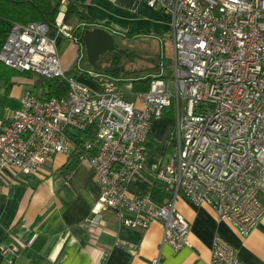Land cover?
Segmentation results:
<instances>
[{
  "label": "built area",
  "instance_id": "1",
  "mask_svg": "<svg viewBox=\"0 0 264 264\" xmlns=\"http://www.w3.org/2000/svg\"><path fill=\"white\" fill-rule=\"evenodd\" d=\"M60 0L53 30L77 41L64 22L70 2ZM172 18L171 72L128 99L112 79L87 85L63 70L56 41L43 22L14 23L0 61L18 72L61 78V97L43 100L25 91L20 107L0 127V172L38 174L52 156L70 154L80 139L79 162L94 171L98 201L88 220L99 227L101 210L121 225L162 226V242L189 246V222L176 201L208 205L241 236L264 216V0H137ZM171 108L174 153L154 178L167 198L132 197L131 175L144 167L153 120ZM11 264L14 246H0ZM209 264H244L215 236Z\"/></svg>",
  "mask_w": 264,
  "mask_h": 264
},
{
  "label": "crops",
  "instance_id": "2",
  "mask_svg": "<svg viewBox=\"0 0 264 264\" xmlns=\"http://www.w3.org/2000/svg\"><path fill=\"white\" fill-rule=\"evenodd\" d=\"M84 12L88 20L76 23L79 30L102 28L112 35L113 41L114 35L146 38L158 42L160 51L155 58L145 55L152 67L144 71L126 72L125 63L119 60L116 75L103 72L107 66L104 60L75 71L73 62L83 42L60 36L52 29L50 35L57 43L61 66L69 76L97 86L106 79L101 75L109 74L130 100L139 92L132 89L134 80L164 77L161 60L166 48L171 51V63L173 58L169 14L137 0H90L84 5ZM114 45L115 50L110 53L128 51L119 49L115 42ZM37 78L35 74L16 76L8 83L7 92L4 82H0V127L20 107L25 91L39 92ZM12 100L16 103L11 107ZM174 136V113L169 108L152 122L144 167L135 171L126 185L129 196L151 195L155 186L163 190L154 174L174 153ZM69 155L50 157L33 176L11 168L0 172V246L16 247L15 264L28 261L26 251L42 256L44 264H209L215 236L231 246L244 264H264V216L249 234L241 236L229 222L218 219L208 205H196L184 198L176 201V211L190 224L189 246L178 250L162 242L163 230L158 222L146 229L126 227L109 209L101 210L99 227L90 228L88 220L97 204L99 188L94 171L81 162L67 177L61 174ZM164 193L163 200L168 196Z\"/></svg>",
  "mask_w": 264,
  "mask_h": 264
},
{
  "label": "trees",
  "instance_id": "3",
  "mask_svg": "<svg viewBox=\"0 0 264 264\" xmlns=\"http://www.w3.org/2000/svg\"><path fill=\"white\" fill-rule=\"evenodd\" d=\"M90 0H75L68 4L64 14V22L71 25L72 33L77 37V42L82 43L83 31L76 28V23L86 22L88 20L84 5ZM60 7V0H0V49L14 23L25 24L28 22L38 21L45 23L50 31L55 27V19ZM118 53L115 54L109 61L107 66L103 67V72L116 75L120 69L118 65ZM30 72H18L3 62L0 61V82H4V91L8 90V83L16 76H29ZM68 75V73H66ZM37 75V74H35ZM37 85L39 92L36 94L38 98L47 100L52 97H61L67 91V85L61 78H44L37 75ZM151 77L141 80H134L132 89L139 92L148 90ZM5 92L3 95H5ZM2 95V96H3ZM89 137V136H88ZM88 137L83 138L87 140ZM80 139L76 148L70 153L68 162L63 166L61 174L67 177L75 165L79 162V155L83 152L82 142ZM167 194V193H166ZM165 196L164 191L155 186L151 197L162 202ZM28 261L24 264H44V259L39 254L26 251ZM8 258L1 254L0 250V264H6ZM11 264H15L12 260Z\"/></svg>",
  "mask_w": 264,
  "mask_h": 264
},
{
  "label": "rangeland",
  "instance_id": "4",
  "mask_svg": "<svg viewBox=\"0 0 264 264\" xmlns=\"http://www.w3.org/2000/svg\"><path fill=\"white\" fill-rule=\"evenodd\" d=\"M70 42L72 41L70 40ZM114 42L118 46L119 49L128 50L127 52L120 54V59L118 58L119 63H125L124 69L126 72L144 71L152 67L151 62L146 60L147 59L146 57L155 58V56L160 51V45L158 44V42L149 40L146 38H141V37L126 38V37H119L117 35H114ZM56 47H57V43H56ZM114 55H115L114 53H109V55L103 59L104 62L109 61ZM73 63H74L73 66L76 67L74 68L75 71L81 70L84 67L87 68L88 60L86 58L84 46L80 47V51L75 57V60ZM161 66L163 67L161 74L167 77L169 73L171 72L170 70L171 69V51L170 49L168 50V48H166V50L164 51V54H162ZM101 76H104L106 79H112L109 74L101 75ZM27 87L30 88V86H27ZM15 103L16 102L14 100L10 101L11 107ZM18 109L19 108H17L16 110ZM2 111L3 110H1L0 115L3 113ZM146 196H151V195H146Z\"/></svg>",
  "mask_w": 264,
  "mask_h": 264
},
{
  "label": "water",
  "instance_id": "5",
  "mask_svg": "<svg viewBox=\"0 0 264 264\" xmlns=\"http://www.w3.org/2000/svg\"><path fill=\"white\" fill-rule=\"evenodd\" d=\"M82 42L88 63L93 67L98 62H103L106 55H109V51L115 50L112 35L102 28L84 29Z\"/></svg>",
  "mask_w": 264,
  "mask_h": 264
},
{
  "label": "flooded vegetation",
  "instance_id": "6",
  "mask_svg": "<svg viewBox=\"0 0 264 264\" xmlns=\"http://www.w3.org/2000/svg\"><path fill=\"white\" fill-rule=\"evenodd\" d=\"M110 52V51H109ZM108 55H106V57H107Z\"/></svg>",
  "mask_w": 264,
  "mask_h": 264
}]
</instances>
